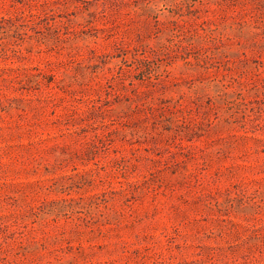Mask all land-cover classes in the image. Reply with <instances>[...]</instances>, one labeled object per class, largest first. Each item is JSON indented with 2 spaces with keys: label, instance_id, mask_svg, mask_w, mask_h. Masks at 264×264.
Listing matches in <instances>:
<instances>
[{
  "label": "rangeland",
  "instance_id": "1",
  "mask_svg": "<svg viewBox=\"0 0 264 264\" xmlns=\"http://www.w3.org/2000/svg\"><path fill=\"white\" fill-rule=\"evenodd\" d=\"M0 264H264V0H0Z\"/></svg>",
  "mask_w": 264,
  "mask_h": 264
}]
</instances>
